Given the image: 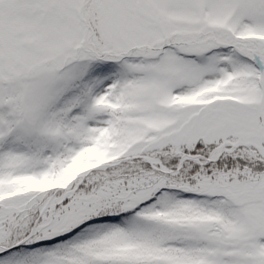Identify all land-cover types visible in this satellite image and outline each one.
Wrapping results in <instances>:
<instances>
[{
    "label": "snow or ice",
    "instance_id": "1",
    "mask_svg": "<svg viewBox=\"0 0 264 264\" xmlns=\"http://www.w3.org/2000/svg\"><path fill=\"white\" fill-rule=\"evenodd\" d=\"M0 264H264V0H0Z\"/></svg>",
    "mask_w": 264,
    "mask_h": 264
}]
</instances>
